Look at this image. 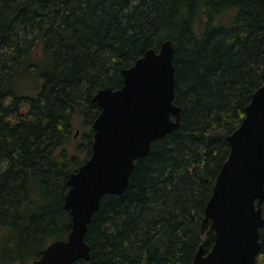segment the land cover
I'll return each instance as SVG.
<instances>
[{
    "label": "trees",
    "instance_id": "trees-1",
    "mask_svg": "<svg viewBox=\"0 0 264 264\" xmlns=\"http://www.w3.org/2000/svg\"><path fill=\"white\" fill-rule=\"evenodd\" d=\"M168 39L181 127L103 198L91 258L76 264H193L211 248L202 224L228 136L264 83V0H0V264H31L67 238L68 179L91 155L101 112L94 95ZM260 240L256 264L264 228Z\"/></svg>",
    "mask_w": 264,
    "mask_h": 264
},
{
    "label": "water",
    "instance_id": "water-1",
    "mask_svg": "<svg viewBox=\"0 0 264 264\" xmlns=\"http://www.w3.org/2000/svg\"><path fill=\"white\" fill-rule=\"evenodd\" d=\"M175 48L171 40L149 48L122 70L119 88L105 87L93 97L101 112L93 123L90 157L69 179L65 209L71 230L50 242L32 264H76L90 260L86 237L106 195L127 188L136 162L153 144L180 129L175 103ZM231 150L209 199L202 233L214 230V243L201 244L193 264H256L264 228V83L253 93L242 124L228 136Z\"/></svg>",
    "mask_w": 264,
    "mask_h": 264
},
{
    "label": "rangeland",
    "instance_id": "rangeland-1",
    "mask_svg": "<svg viewBox=\"0 0 264 264\" xmlns=\"http://www.w3.org/2000/svg\"><path fill=\"white\" fill-rule=\"evenodd\" d=\"M81 133H82V132L79 130V132H78V134L76 135V137L80 139V137H81ZM31 264H32V263H31Z\"/></svg>",
    "mask_w": 264,
    "mask_h": 264
},
{
    "label": "bare ground",
    "instance_id": "bare-ground-1",
    "mask_svg": "<svg viewBox=\"0 0 264 264\" xmlns=\"http://www.w3.org/2000/svg\"><path fill=\"white\" fill-rule=\"evenodd\" d=\"M131 66H132V65H131ZM129 67H130V66H129ZM126 68H128V67H126ZM123 69H124V68H123ZM123 69H122V70H123ZM98 91H99V90H98ZM78 132H79V131H77V134H78ZM64 208H65V206H64Z\"/></svg>",
    "mask_w": 264,
    "mask_h": 264
}]
</instances>
